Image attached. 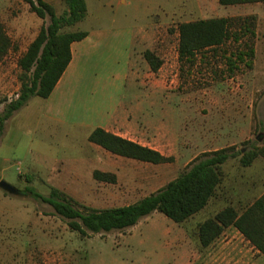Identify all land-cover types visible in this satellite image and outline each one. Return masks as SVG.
<instances>
[{"label":"rangeland","instance_id":"obj_1","mask_svg":"<svg viewBox=\"0 0 264 264\" xmlns=\"http://www.w3.org/2000/svg\"><path fill=\"white\" fill-rule=\"evenodd\" d=\"M58 14L64 0H47ZM87 17L72 30L102 28L110 30L107 45L100 51L80 56L78 65L64 82L66 121H51L43 114L45 98L31 97L11 117L0 144V173L17 189L11 194L3 227L0 260L5 264H87L103 259L112 262L131 253V248L146 244L161 253L167 239L165 231L178 225L192 227L197 220L211 216L217 209L233 205L240 211L264 193V158L250 166L240 162V150L264 144V2L259 5H220L214 0H86ZM256 16L255 57L252 65L238 60L231 71L226 57L240 42L230 41L229 52L204 51L194 67L181 64L178 54V26L182 22L222 16ZM0 18L13 40V48L0 61V111L20 92L19 58L38 34L42 19L24 0H0ZM132 28L138 41L133 53L137 83L130 77L124 101L152 96L156 118L167 123L175 137L174 160L154 164L114 154L88 140L87 128L80 121L98 122L108 99L120 94L123 57L114 46L115 34ZM151 43H141L145 29ZM151 46V47H150ZM151 48L163 61L154 72L145 50ZM204 55V57H202ZM232 56V55H231ZM234 58V57H233ZM134 73V72H133ZM168 98L169 101H163ZM164 103V104H162ZM161 108L166 112H161ZM94 120V121H93ZM172 142V141H171ZM234 146L239 151L223 164L224 178L210 204L194 219L176 223L160 211L141 218L130 229L82 236L71 230L65 218L53 207L33 197L25 189L48 195L57 187L79 202L96 207L133 203L158 190L177 177L204 151ZM3 169V171H2ZM117 174L116 182L98 181L93 171ZM225 206V207H226ZM41 215V229L34 222ZM32 223L31 227L27 224ZM50 226L53 227L50 233ZM132 230V231H130ZM137 250V249H136ZM152 253L151 257H158ZM34 263H28L30 260Z\"/></svg>","mask_w":264,"mask_h":264},{"label":"trees","instance_id":"obj_2","mask_svg":"<svg viewBox=\"0 0 264 264\" xmlns=\"http://www.w3.org/2000/svg\"><path fill=\"white\" fill-rule=\"evenodd\" d=\"M24 1L29 4L32 12L44 20L48 19V22L42 24L38 34L18 60L21 69L20 92L17 98L10 100L0 111V136L6 121L31 97L50 96L72 60L71 44L88 35L87 30L69 29L87 17L86 0H64L66 8L61 14H58L55 5L47 0ZM259 1L264 2L219 0V3L237 5ZM256 19V16L251 14L200 18L180 23L178 54L181 64L194 67L199 54L204 51L212 50L216 54L224 49L227 54L229 49L226 47L233 40L240 44L235 46V51H231L232 56L226 57L231 71L237 68L238 60L248 61V65H252L256 51ZM12 48L13 40L0 18V61ZM144 57L154 72L162 66L163 61L154 51L145 50ZM88 139L114 154L139 161L160 164L174 160L172 155H166L102 127L93 129ZM237 154L239 151H236L234 146L204 151L190 161L177 177L158 190L126 205L103 208L88 206L57 187H52L48 195L29 188L25 191L50 204L56 214L67 220L71 230L79 232L82 236L132 227L154 211L164 213L176 223H183L204 209L216 196L224 178L223 164ZM240 154L242 165L250 166L256 158H264V144H252L248 150H240ZM93 177L98 181H117L116 173L100 169L93 171ZM230 225L237 227L264 254V193L241 211L233 205H228L199 223L198 236L201 244L208 246Z\"/></svg>","mask_w":264,"mask_h":264},{"label":"crops","instance_id":"obj_3","mask_svg":"<svg viewBox=\"0 0 264 264\" xmlns=\"http://www.w3.org/2000/svg\"><path fill=\"white\" fill-rule=\"evenodd\" d=\"M214 1H218L219 3V0ZM122 2L126 3L127 0H122ZM260 3L263 2L245 3V5H259ZM87 31L88 35L86 37L79 41H74L71 44L72 60L50 96L45 98L42 111L44 116L51 121H66L67 115L71 113L65 98L64 82L78 65L80 56L85 58L86 55L100 51L107 45L106 40L112 35L109 34L110 30L102 28H93ZM115 36L117 38V45H115L114 48L124 58L123 74L120 75V94L106 100L107 105L100 114L102 119L97 123L80 121L75 124L87 128V137H89L93 129L102 127L112 133L157 149L162 153L172 151V149L168 147H174L176 138L171 137L167 132L168 125L166 121L156 118L155 112H160V110L154 109L157 103H155L153 97L146 95L134 97L132 100H129V102L124 101V91L127 87V80L132 77V79L134 78L135 80L133 85L135 86L137 83V70L135 71L133 67L136 63V61H133V53L138 41L137 32L132 28H127L117 32ZM141 39L143 45H149L151 43L152 34L147 28ZM163 101L167 103L169 99L165 98ZM166 111V109L161 108V112ZM11 117L6 121L4 131L0 136V144L2 143L1 139L7 133L6 129ZM94 145L97 144L94 143ZM1 176L2 173H0V177ZM10 199L11 194L5 192V190L0 187V249L2 247L3 227L17 226V224L11 226L9 223H4L2 221V218L7 216ZM212 199L209 201L208 205ZM225 206L226 205L217 209L211 216H214ZM36 215L38 220L34 222V226L31 225L32 223L27 225L30 227L32 226V228L36 227L37 230H40L42 224L41 215L39 212H37ZM194 218L195 215L189 219ZM207 218L208 217L205 219ZM205 219L197 220L196 224L192 227L183 224L175 226V228L166 229L165 234L167 242L165 247L161 250V253L155 252V250H149L150 248L146 244H143L141 247H134V250L131 248V253L121 259H115L112 262H106L101 259L97 263L88 262L87 264H264V254L261 253L234 225L227 227L211 244L203 246L198 236V225ZM132 227H130V229H132ZM52 230L53 227L50 226V233H52ZM153 252L159 256L151 257ZM32 261L34 260L31 259L28 263L35 262ZM0 264H5V262L0 260Z\"/></svg>","mask_w":264,"mask_h":264},{"label":"water","instance_id":"obj_4","mask_svg":"<svg viewBox=\"0 0 264 264\" xmlns=\"http://www.w3.org/2000/svg\"><path fill=\"white\" fill-rule=\"evenodd\" d=\"M0 187H2L7 192L13 194L17 193V189L4 179L0 180Z\"/></svg>","mask_w":264,"mask_h":264},{"label":"built area","instance_id":"obj_5","mask_svg":"<svg viewBox=\"0 0 264 264\" xmlns=\"http://www.w3.org/2000/svg\"><path fill=\"white\" fill-rule=\"evenodd\" d=\"M18 96H19V92L16 93L15 97H13V98H17ZM13 98H10V100H12Z\"/></svg>","mask_w":264,"mask_h":264}]
</instances>
